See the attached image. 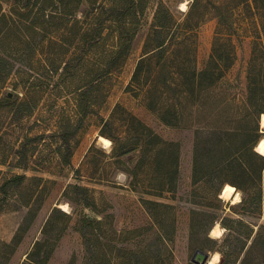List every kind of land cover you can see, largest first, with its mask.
I'll return each instance as SVG.
<instances>
[{"label":"rangeland","instance_id":"obj_1","mask_svg":"<svg viewBox=\"0 0 264 264\" xmlns=\"http://www.w3.org/2000/svg\"><path fill=\"white\" fill-rule=\"evenodd\" d=\"M182 2L0 0V264H264V0Z\"/></svg>","mask_w":264,"mask_h":264},{"label":"trees","instance_id":"obj_2","mask_svg":"<svg viewBox=\"0 0 264 264\" xmlns=\"http://www.w3.org/2000/svg\"><path fill=\"white\" fill-rule=\"evenodd\" d=\"M215 15H217V14H215ZM11 101L14 102V100L10 97H6L4 99V102L6 104L10 103ZM212 135H215V140L213 141L212 144L207 146L206 149L213 156L219 155L223 151L230 150V152L228 153V156L226 155V157L221 161V163L223 164L222 165L223 168L234 167L236 165V164H234V160L238 159V157L242 155V148H239V149L236 148L233 150L234 147L232 145V141L230 140V137L233 135V133H231L229 131V129L217 128L212 133ZM254 146H255V144H252V145H249L248 147H245L243 149H245L246 151H250L251 153H254L253 152ZM198 151H199V149L196 148L195 149L196 162H198ZM257 155H258V157H260L262 159V163L260 164V168H261L262 166H264V156L259 155V154H257ZM238 165H240V168L244 166L242 163H239ZM243 171H245L244 168H243ZM258 174H259V177H261V171H259ZM24 178H25V175L14 174V175L10 176L9 178H6L2 182V184L0 186V191H1V193H3V196L0 197V204H1L2 199H4V194L6 193L8 187L12 184L20 185L23 182ZM231 184L235 185L236 187H239L234 182H232ZM69 189H72V190L75 189L77 192H79V191H82L85 193L87 192L86 188H83L77 184H68L62 192L63 197H67ZM257 191H258L257 194L259 196L261 194L260 193L261 189H258ZM84 197H85V195L83 196V199H84ZM87 205H89V204L87 203ZM161 205H165V204H161ZM57 211H61V210H59V208H57V207H54L52 209V211L50 212V214H49V216L45 222V225L46 224L48 225L52 221L53 216L55 215V213ZM62 213L67 215V213H65L63 211H62ZM80 222H81L83 228H88V227L92 226V224L94 223V219L89 217L87 214H83V215H81ZM261 228H264V225H262ZM46 246H47L46 240H36L33 243L32 249L26 253V257L21 264H27L28 262H33L35 264H44L46 259L50 255V251Z\"/></svg>","mask_w":264,"mask_h":264},{"label":"bare ground","instance_id":"obj_3","mask_svg":"<svg viewBox=\"0 0 264 264\" xmlns=\"http://www.w3.org/2000/svg\"><path fill=\"white\" fill-rule=\"evenodd\" d=\"M183 3L184 2H182L181 4H183ZM259 123H260V126L264 129V111L260 114ZM98 139L103 144L104 147L109 146L111 143L110 140L103 135H99ZM262 144H264V137H260L258 139V142L255 145V150L258 153H260L261 155H264V151L261 150ZM220 196L223 197L224 199H230L231 203H234V204L238 203L240 201V193H239L238 189L230 183H224L223 184L222 189L220 191ZM59 206L64 210H68V204L65 202L61 203ZM217 229H219V235H220L222 233V230L217 224H215V225H213V227H211L210 235L214 236L213 232H215ZM219 235H216V236H219ZM217 256H218V260L216 261V264H217L219 261V253L218 252H214L210 256H208L205 264H211L213 258L217 257Z\"/></svg>","mask_w":264,"mask_h":264},{"label":"water","instance_id":"obj_4","mask_svg":"<svg viewBox=\"0 0 264 264\" xmlns=\"http://www.w3.org/2000/svg\"><path fill=\"white\" fill-rule=\"evenodd\" d=\"M207 258L208 254L206 252L202 250H196L191 260L196 264H205Z\"/></svg>","mask_w":264,"mask_h":264},{"label":"clouds","instance_id":"obj_5","mask_svg":"<svg viewBox=\"0 0 264 264\" xmlns=\"http://www.w3.org/2000/svg\"><path fill=\"white\" fill-rule=\"evenodd\" d=\"M181 9L183 10H187V4H186V0H185V3L181 4L180 5ZM261 150L264 151V144H262L261 146ZM213 235L216 236V235H219V229H217L215 232H213ZM218 260V256L217 257H214L211 264H216V261Z\"/></svg>","mask_w":264,"mask_h":264}]
</instances>
